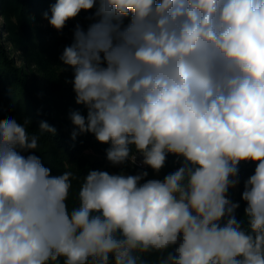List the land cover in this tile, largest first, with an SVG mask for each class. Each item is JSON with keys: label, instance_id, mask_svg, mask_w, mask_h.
<instances>
[{"label": "clouds", "instance_id": "clouds-1", "mask_svg": "<svg viewBox=\"0 0 264 264\" xmlns=\"http://www.w3.org/2000/svg\"><path fill=\"white\" fill-rule=\"evenodd\" d=\"M49 11L58 33L90 13L59 57L86 111L68 113L70 138L108 145L119 171L53 174L31 119L0 118V264H264V0H55ZM38 131L57 134L47 121ZM169 156L176 167L159 178ZM241 164L255 167L238 218Z\"/></svg>", "mask_w": 264, "mask_h": 264}, {"label": "trees", "instance_id": "trees-1", "mask_svg": "<svg viewBox=\"0 0 264 264\" xmlns=\"http://www.w3.org/2000/svg\"><path fill=\"white\" fill-rule=\"evenodd\" d=\"M3 3L5 0H0V5ZM53 3L55 0H20V20H31L36 15L34 10L48 11ZM27 25L31 24L28 22ZM3 40L0 37V118L15 117L21 123L25 117L31 119V124L28 126L29 133L40 136L37 154L47 166L52 168L53 174L72 171L82 177L88 169H99L101 163L91 160L86 150H94L105 157V149L108 145L98 143L91 134L79 136L75 142L71 140L70 133L73 125L68 118V113L76 109L84 114L86 111L82 106L75 104L72 87L65 83L66 79H71V70L56 74L54 69H51L54 62L52 58L56 59L57 56L56 60L60 62L59 57L66 43L60 39L55 45L50 46L51 53L46 57L50 65L39 73L30 68L31 64L27 58L20 57L16 60L13 56L10 57V54L6 52L7 49H4ZM5 42L11 44L12 41L9 38ZM22 45L27 47L28 43ZM19 62L21 64H18ZM52 81L55 82L54 86L49 84ZM41 121H47L54 126L57 134L55 136L50 133L40 134L38 128ZM253 172L252 164H241L238 196L242 211L245 207L241 200L243 181ZM75 182L77 181H73ZM75 192L76 188L73 186L68 201L70 209L74 206Z\"/></svg>", "mask_w": 264, "mask_h": 264}, {"label": "rangeland", "instance_id": "rangeland-1", "mask_svg": "<svg viewBox=\"0 0 264 264\" xmlns=\"http://www.w3.org/2000/svg\"><path fill=\"white\" fill-rule=\"evenodd\" d=\"M19 3L20 0H5V3L0 5V18H2V20H0V37L4 39V49L8 50H6V52L10 54V57L13 56V58L16 60L20 57L27 58V60L31 64L30 68L41 73L43 72V69L45 67L47 68V65H50V62L46 58L48 54L51 53L49 52L50 46L55 45L56 42H58L60 39L61 41L66 43H64L65 45L70 44L72 42V30L74 25L76 23H80L81 25H84L86 27L89 23V21L86 19V16L90 15V13L81 12V14L75 20H69L67 22L62 33H58L55 29L50 27L48 22L43 18V13L46 12L44 10H34L36 15L33 16L31 20L25 19L24 21H21L19 17ZM49 10L50 9H48L47 12H49L50 15ZM28 22L31 25L28 26ZM9 38L12 41L11 44L9 42H5ZM52 40L55 43H53ZM25 43H28L27 47H23L22 44ZM8 44H10L9 47ZM18 48L21 49L17 50ZM56 59L55 57L52 58L54 62L51 65V69H54L56 74H58L61 71V66L59 65L60 62ZM18 64L21 63L19 62ZM54 83V81L49 82V84H51L52 86H54ZM86 154L89 155L91 160H97L101 163L99 168L100 170H107L109 172L119 171V169L111 167L106 161V158L102 157V154L96 153L91 149L86 150ZM173 160L174 157L169 156L167 166L161 171L159 178H162L164 174L172 171L176 167V165L173 164ZM253 166L255 167V165ZM135 169H139V167L137 166V168ZM135 169L128 168L126 170L134 173L135 171H137ZM148 171L149 178L154 177V173H152L151 169H148ZM73 186L77 189L78 182L73 183ZM230 195L234 201L240 202L238 189L233 190ZM237 216L238 218H241L243 216L241 206L238 210Z\"/></svg>", "mask_w": 264, "mask_h": 264}]
</instances>
